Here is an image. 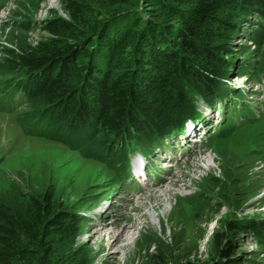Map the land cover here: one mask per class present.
Segmentation results:
<instances>
[{"label":"trees","instance_id":"trees-1","mask_svg":"<svg viewBox=\"0 0 264 264\" xmlns=\"http://www.w3.org/2000/svg\"><path fill=\"white\" fill-rule=\"evenodd\" d=\"M59 1L66 18L43 20L46 38L0 45L6 72L19 73L0 81V111L14 113L23 99L26 135L58 140L123 179L130 150L152 152L198 118L197 101H222L231 41L251 16L248 40L264 52V0ZM235 130L226 118L210 138ZM87 221L49 191L0 194V264H83L71 243ZM256 226L246 225L261 244L264 223Z\"/></svg>","mask_w":264,"mask_h":264},{"label":"rangeland","instance_id":"rangeland-1","mask_svg":"<svg viewBox=\"0 0 264 264\" xmlns=\"http://www.w3.org/2000/svg\"><path fill=\"white\" fill-rule=\"evenodd\" d=\"M54 16L66 18L59 0H0V45H34L47 36L39 24ZM27 21L29 30L19 26ZM242 25L231 41L234 65L221 82L222 101H197L201 140L172 136L142 153L147 179L124 180L58 140L26 135L19 119L30 106L17 97L14 113L0 111V194L49 191L87 216L71 243L83 264H264V240L257 243L246 227L264 223V69L254 71L264 52L248 40L256 17ZM3 56L0 81L14 79L19 73L6 72ZM226 118L236 130L210 138ZM114 221L135 224L131 238L118 236Z\"/></svg>","mask_w":264,"mask_h":264},{"label":"bare ground","instance_id":"bare-ground-1","mask_svg":"<svg viewBox=\"0 0 264 264\" xmlns=\"http://www.w3.org/2000/svg\"><path fill=\"white\" fill-rule=\"evenodd\" d=\"M133 170H134V172L136 174L141 175V178H142V176H147V174H146V168L144 167V162L140 158L134 159V161H133ZM139 171H141L143 173H141ZM141 178L139 180L140 182H141V180H145L146 179V178H144V179L143 178L141 179ZM112 224L113 225H116V226H121L122 229L118 233V236H126V238L129 237L130 227H134L135 226V224H133V223L132 224H126V225L122 226V223H119V221L118 222L117 221H114V223H112ZM113 230H114V228H110V229L108 228V230L106 231V233L104 234V236H106L108 238L111 237L112 235H114ZM103 237H102V239H103ZM129 238H131V237H129Z\"/></svg>","mask_w":264,"mask_h":264}]
</instances>
